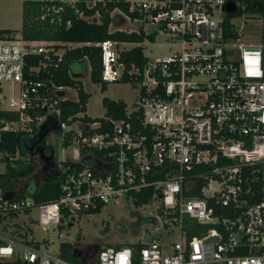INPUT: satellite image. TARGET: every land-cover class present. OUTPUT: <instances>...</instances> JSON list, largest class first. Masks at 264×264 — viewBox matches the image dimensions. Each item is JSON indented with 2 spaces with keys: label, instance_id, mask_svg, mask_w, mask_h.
<instances>
[{
  "label": "built area",
  "instance_id": "built-area-1",
  "mask_svg": "<svg viewBox=\"0 0 264 264\" xmlns=\"http://www.w3.org/2000/svg\"><path fill=\"white\" fill-rule=\"evenodd\" d=\"M36 1L43 4L41 19L69 27L68 8L106 0ZM126 1L129 12L116 8L111 13L119 20L110 24L111 31L142 26L146 33L166 35L175 46L147 57L140 67L120 59L117 41L97 43L103 80L128 76L138 88V100L124 118L90 122L81 111L72 125L58 122V105L71 99L67 93L74 87L41 78L40 72L52 53L61 59L65 47L82 43L27 39L20 32L0 38V110L17 114L0 121V138L3 131L31 129L33 121L57 125L53 131L62 142L66 131L78 134L77 158L57 164L63 178L57 199L36 204L0 187V214L9 231L0 233V262L20 257L25 264H76L11 235L17 229L8 226L12 213L37 208L38 223L46 230L50 224L66 226L79 212L136 203L152 188L144 204L151 208L145 234L141 229L131 242L142 243L140 251L129 243L106 245L83 264H264V41H246L235 19L237 36H226L229 0ZM78 16L93 20L100 14ZM124 22L132 26L120 27ZM57 44L61 48L55 51ZM33 56L42 57L38 65L30 63ZM6 85L9 96L3 94ZM104 122L112 127L104 128ZM84 146L89 149L82 153ZM3 156L0 152V163L6 165ZM21 157L17 151L10 158ZM82 161L88 164H73ZM190 232L196 233L189 237Z\"/></svg>",
  "mask_w": 264,
  "mask_h": 264
},
{
  "label": "trees",
  "instance_id": "trees-1",
  "mask_svg": "<svg viewBox=\"0 0 264 264\" xmlns=\"http://www.w3.org/2000/svg\"><path fill=\"white\" fill-rule=\"evenodd\" d=\"M236 4V10L233 13H227L225 18V32L227 37L237 36L236 25L233 20L245 15L246 12H251L258 17H264V0H259L262 6H254L255 0H229ZM130 2L126 0H106L104 3H98L95 6L87 7L84 3L77 4L76 8H68L65 14V21L70 19L71 25L66 27L65 24L59 25L55 22H51L49 18L41 19L43 13V4L36 0H24L22 5V29L20 31H14L10 29H3L0 31V38H4L12 33L20 32L24 38L37 39V40H49L61 43L80 42L79 45L74 48L65 47L61 59H58L57 55L52 53V59L46 61L47 66L42 67L40 72L41 78H51L58 84L69 85L77 89L76 99H66L59 103L61 114L58 122H67L69 125L77 119L79 112H84V121H104L103 118L91 117L86 114L87 103L90 94L84 89L80 69L77 72L75 70L76 65L79 62H88L91 66L90 78L94 83L101 85V90L105 92L108 87V83L102 78V61H101V49L97 45L105 39H112L117 41V47H120L121 43H135L129 49L120 50V59L123 60L128 66L135 63L137 66H143L146 62L147 56L144 54V47L140 43L144 41H154L155 33H146L142 26L139 31H111L110 24L112 22L119 21L118 18L112 17L111 13L116 8H121L126 12H129ZM77 9V10H76ZM99 12L100 17H94L93 20H86L78 16L79 12H85L86 15H95ZM137 13H133L134 17ZM55 51L61 48L59 44L54 46ZM41 56H33L30 59V63L38 65ZM75 70V71H73ZM70 71L77 74H70ZM120 82L129 83L128 76H125ZM105 107V115L114 119L126 117L128 104L125 100L111 99L108 96H104L102 99ZM17 114L0 110V121L5 118H15ZM104 128L112 127L110 123L104 122ZM40 125L36 121L32 122L31 129L28 130H12L3 131L0 138V152L4 153L3 160L6 161V171L0 172V187L4 190L15 191L16 198L32 197L36 204L53 201L60 196L62 175L57 164L50 166L49 170L45 174L44 181L40 185H36L32 178L36 172L37 165L32 162L22 163L21 158L11 159L15 157L17 151L21 156H28L32 140L38 133ZM75 135H78L73 129L66 131L65 139L63 140L64 148L73 144ZM89 147L84 146L82 153H85ZM30 160V159H28ZM71 163V160L62 161L61 164L67 165ZM77 167H83L88 162H74ZM27 180V181H24ZM25 182L23 185L22 183ZM154 190L152 188L144 191L138 195L136 205L143 206L146 204ZM101 206L91 209V212H100ZM30 213V210L27 211ZM18 213H12L9 218L17 219ZM4 216L0 214V221L4 220ZM70 223H73V217ZM18 226L17 232L13 233L17 239L28 245H34L39 247L41 244L47 242L36 241L33 238L28 237V233L23 232L22 225L18 222H14ZM31 232V228L27 227ZM196 232H190L191 237ZM79 242V241H78ZM78 242L62 241L59 245L60 254L76 263L83 264L82 258L79 256L75 249L79 246ZM1 244V241H0ZM134 246L137 252L140 251L142 243H129ZM112 245V244H111ZM119 246V245H115ZM0 264H25L20 257H16L13 260L0 262Z\"/></svg>",
  "mask_w": 264,
  "mask_h": 264
},
{
  "label": "rangeland",
  "instance_id": "rangeland-1",
  "mask_svg": "<svg viewBox=\"0 0 264 264\" xmlns=\"http://www.w3.org/2000/svg\"><path fill=\"white\" fill-rule=\"evenodd\" d=\"M24 0H0V31L10 29L20 31L22 29V5ZM115 13V11L113 12ZM238 29L245 34V40L258 45L264 41V17H258L251 12H246L244 16L236 18ZM129 22L121 23L120 27L130 28ZM119 27V26H118ZM114 29L115 26H112ZM148 29V28H147ZM153 27L147 30L150 32ZM144 47V54L147 57L161 56L169 52L170 47L175 44L160 32L156 33L154 41H144L140 43ZM134 43L120 44L121 49H129ZM77 65L80 69L79 64ZM84 89L90 94L87 103L86 113L91 117L104 118L105 107L102 99L108 96L111 99L125 100L128 109L131 110L138 100V88L131 83L115 81L108 83L107 90L103 92L99 83H94L90 78V64H88L87 73L81 76ZM3 94L9 96L10 88L4 87ZM68 96L71 99L77 98V89L68 90ZM74 128L81 130L80 126L74 124ZM46 144L51 145L55 150L54 164L61 163L65 159L77 158V143L74 142L67 148H64L60 134L52 132L46 139ZM23 164L32 162L37 165L36 172L32 178L37 185L44 181V164L47 163L39 152H30L28 156H22ZM30 159V160H28ZM6 171V165L0 163V172ZM27 181V180H24ZM23 185L25 182L22 183ZM151 208L148 205L138 206L135 202L128 200L120 204L109 203L104 205L100 212H79L73 217V223L65 224L60 228L56 223L50 224L49 229H43L38 223L40 212L33 208L30 214H21L18 221L22 225L23 232L28 233V237L36 241H49V246L42 244V250L50 253H59V245L62 241L78 242L81 256L86 262L94 261L101 250L106 245L124 246L136 240V235L142 232L145 234L144 222H147L146 215ZM7 219L0 221V233L4 234L5 228L2 227ZM30 227L32 232L29 229ZM61 234V236L59 235ZM175 238L173 235L170 237ZM46 243V242H45ZM99 246L96 250L95 247Z\"/></svg>",
  "mask_w": 264,
  "mask_h": 264
},
{
  "label": "water",
  "instance_id": "water-1",
  "mask_svg": "<svg viewBox=\"0 0 264 264\" xmlns=\"http://www.w3.org/2000/svg\"><path fill=\"white\" fill-rule=\"evenodd\" d=\"M253 5L254 6H257L258 5L259 7H261L262 6V3L259 0H255L253 2ZM225 10L227 11V13H233V12H235V10H236V4L233 1H228V3L225 6ZM56 129H57V125L50 126L49 121H46V122L42 123L40 125V129H39L38 133L35 135V137L33 139V140H35L34 143H33V145H31L30 147H28V149L30 150V152H33L32 150L34 149V146L36 144H39V146L37 147L36 151L40 153V155L43 157V159L46 162H49L50 160L54 159L55 158V150H54V148H53V153H51V154L48 155L45 152V145L43 143H44L46 137H48L53 130L56 131ZM71 224L72 223H70V225ZM60 228H63V227L60 226ZM213 240H217V237H214ZM79 250H80L79 248H76L75 249V251H77L78 254H79V256L82 258L83 263H87L85 261V258H83L80 255Z\"/></svg>",
  "mask_w": 264,
  "mask_h": 264
},
{
  "label": "crops",
  "instance_id": "crops-1",
  "mask_svg": "<svg viewBox=\"0 0 264 264\" xmlns=\"http://www.w3.org/2000/svg\"><path fill=\"white\" fill-rule=\"evenodd\" d=\"M135 44V43H134ZM136 45V44H135ZM83 62H79V65H80V74H81V76L83 75V71H85V69H87L88 68V62H86V63H84V64H82ZM75 70L78 72L79 71V69H78V67H77V65H76V67H75ZM75 70H73V71H75ZM90 71H91V66H90ZM73 74H77V73H74V72H72L71 71V75H73ZM81 78V77H80ZM87 114V113H86ZM88 115V114H87ZM29 153L30 152H28V155H29ZM45 178V177H44ZM37 185V184H36ZM38 186V185H37ZM9 191V190H8ZM14 194L16 195L17 193L14 191ZM18 218H20V215L18 216ZM18 218L17 219H12L11 218V220L9 221V223H8V226L10 225L11 227H12V229L13 228H17L18 229V226H16L15 224H14V222H18L19 223V221H18ZM2 227H4L5 228V233H8L9 231H8V229L6 228V226H3L2 225ZM61 227H63V225L61 226ZM17 229H16V231L14 230V231H12V232H10V234L12 235L13 233H15V232H17ZM19 240V239H18ZM20 241V240H19Z\"/></svg>",
  "mask_w": 264,
  "mask_h": 264
},
{
  "label": "flooded vegetation",
  "instance_id": "flooded-vegetation-1",
  "mask_svg": "<svg viewBox=\"0 0 264 264\" xmlns=\"http://www.w3.org/2000/svg\"><path fill=\"white\" fill-rule=\"evenodd\" d=\"M48 137H49V136H48ZM48 137H46V139H47ZM46 139H45V141H44L43 144L45 145V152H46V154L49 155V154L53 153V147H52L51 145H49V144H46ZM34 141H35V140H32V144H31V145H33ZM38 146H39V144H36V145L34 146V149H33L32 151L35 152ZM54 159H55V158H54ZM54 159H52V160H50L49 162H47V163L44 164V167H43L44 177H45L46 172L49 170L50 166H53V165H54V163H53V162H54ZM95 249L98 250V249H99V246H96ZM81 251H82V250H79L80 255H81Z\"/></svg>",
  "mask_w": 264,
  "mask_h": 264
}]
</instances>
